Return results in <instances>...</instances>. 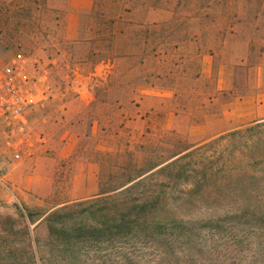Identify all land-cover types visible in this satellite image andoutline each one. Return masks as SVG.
Returning a JSON list of instances; mask_svg holds the SVG:
<instances>
[{"label": "rangeland", "instance_id": "obj_1", "mask_svg": "<svg viewBox=\"0 0 264 264\" xmlns=\"http://www.w3.org/2000/svg\"><path fill=\"white\" fill-rule=\"evenodd\" d=\"M17 53L43 98L30 155L0 123V264H264V0H0ZM158 190L151 239L118 227Z\"/></svg>", "mask_w": 264, "mask_h": 264}, {"label": "built area", "instance_id": "obj_2", "mask_svg": "<svg viewBox=\"0 0 264 264\" xmlns=\"http://www.w3.org/2000/svg\"><path fill=\"white\" fill-rule=\"evenodd\" d=\"M30 61L21 53L0 65V123L5 129V145L11 161L30 155L33 137L27 122V111L42 101L35 92V79L30 75ZM19 138L15 139V136ZM35 140L43 144L45 138L38 135ZM15 202V198L11 199Z\"/></svg>", "mask_w": 264, "mask_h": 264}, {"label": "trees", "instance_id": "obj_3", "mask_svg": "<svg viewBox=\"0 0 264 264\" xmlns=\"http://www.w3.org/2000/svg\"><path fill=\"white\" fill-rule=\"evenodd\" d=\"M238 131H234L229 133L228 135H226V137H234L235 135H238ZM226 137H219L216 141L217 142H221L223 139H225ZM195 153H197L196 151H190L187 152L177 158H175L174 160L162 165H158L157 169L155 171H153L152 173H149L148 175L140 178L137 182H135L134 184H131L129 186H127L126 188H124L122 191H120L119 195L123 196L124 199H127V196L129 195L133 185H140L142 186L145 183H148L149 181H151L155 175L165 179L166 181L171 180V178H173L174 173H177V176H188L189 173H187L188 169L185 168V164L188 162H194L195 159H193V156L195 155ZM202 157V156H201ZM200 163V162H199ZM162 165V166H161ZM160 166V167H159ZM200 166V165H198ZM233 169L231 168H222L220 171V177L218 178L217 182L220 184L223 182V180H227L229 179L232 175ZM203 179H207L205 176H202ZM155 193V192H154ZM156 200L155 201H144L145 200V194L140 195L139 197V203H136L135 208H137V212L132 213L133 210L128 211L127 214H124L121 216V219L119 220L120 222H118V227L120 228H124L125 230H130L128 232H131L132 236L136 237V236H140L142 238H152V233L147 232L146 229L148 228H152V227H156V225L158 224L157 222H159L154 216H149L148 215V211H146V209L149 208V206H152L153 204H155L157 201H159V199L162 198V196L164 195V192H161L160 190L156 191L155 193ZM97 199V198H96ZM96 199H92V200H88V201H83V202H77L74 203L72 205V207H77V206H81L83 204H89V203H93L96 202ZM129 199V198H128ZM153 202V203H152ZM104 209V208H103ZM103 209H98L97 212H101L103 211ZM100 214L104 215L105 213L101 212ZM133 214V215H131ZM53 215V214H52ZM51 217V214L50 216ZM90 230H92L91 232V236L100 234V236H104L106 234V232L108 231V226L106 222H101L99 223V227H91ZM130 235V233H127ZM131 236V235H130Z\"/></svg>", "mask_w": 264, "mask_h": 264}]
</instances>
